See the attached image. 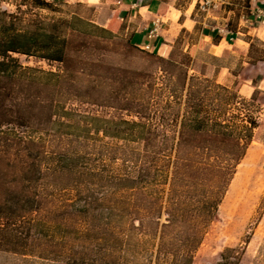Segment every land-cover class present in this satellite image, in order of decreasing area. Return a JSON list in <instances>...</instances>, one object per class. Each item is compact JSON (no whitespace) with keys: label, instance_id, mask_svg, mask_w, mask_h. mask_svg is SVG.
Segmentation results:
<instances>
[{"label":"trees","instance_id":"1","mask_svg":"<svg viewBox=\"0 0 264 264\" xmlns=\"http://www.w3.org/2000/svg\"><path fill=\"white\" fill-rule=\"evenodd\" d=\"M33 6L52 9L48 0H22L14 12L0 8V252L29 256L41 249L38 256L44 259L64 257L41 246L91 231L90 226L71 229L70 220L88 221L109 193L137 191L139 206L148 205L146 189L164 183L166 204L157 209L149 200L148 221L139 222L147 230L148 223L157 221L152 229L159 243L151 264H168L163 249L173 253L169 264H189L198 230L174 252L163 248V234L179 218L188 225L182 206L187 202L191 216L204 221L216 216L259 125L257 115L242 109L249 100L227 85L189 75L179 62L161 55L166 65L159 68L160 86L155 72L106 65L102 58L80 57L85 65L73 68L72 21L46 17ZM95 43L81 45L105 47ZM16 54L58 61L63 68L57 72L24 65ZM106 107L136 118L98 112ZM51 185L56 189L49 190ZM103 207L101 217H93L101 219L98 239L103 243L95 245L104 253L91 263L119 264L106 254L123 249L112 224L113 215L123 213L111 204ZM163 211L168 218L161 222ZM221 255L217 264H239L235 247H226Z\"/></svg>","mask_w":264,"mask_h":264},{"label":"rangeland","instance_id":"2","mask_svg":"<svg viewBox=\"0 0 264 264\" xmlns=\"http://www.w3.org/2000/svg\"><path fill=\"white\" fill-rule=\"evenodd\" d=\"M234 1L238 4V0ZM21 2L22 0H0V8L14 12ZM49 2L52 9H39L35 6L33 8L39 10L46 17L66 18L72 21L73 27L76 28V30L69 29V36L73 40V46L69 50L71 58H73V61L70 62L71 67L78 69L81 65H85L80 57L84 61L102 58L106 65L155 72L158 76L157 84L162 85L163 80L159 68L164 67L166 63L160 60V55L131 44L122 23H113L111 26L105 27L110 31L105 34L95 27L104 26L91 21L98 15L95 8L73 1L56 0ZM233 7L235 9V6ZM96 41L101 42L105 47L102 49L91 47L96 44ZM85 43L91 46L83 48L82 45ZM254 46L259 48V45L255 44ZM77 48H80L81 51H77ZM184 48L183 42L178 41L170 55L165 58L179 62L184 70H188L189 75L207 77L211 81H216L213 75L209 74L210 69L208 66L202 62L195 63L192 55ZM16 56L24 65L35 66L43 70L58 72L63 68V64L58 61L23 54H16ZM238 82L229 86L232 92H238ZM254 97L255 100L247 98L250 104L242 109L245 112H252L257 115L259 125L254 130L253 139L246 152L247 155L238 165L236 173L222 195L216 216L207 221L201 220L197 216H191L189 213L191 203L187 202L188 204H182V206L186 212V217L183 220H187L188 225L183 224L182 218H179L177 225L170 228V232L167 231L163 234L166 241L163 248L167 251H173L172 248H178L181 240L189 238L188 236L191 235L193 229L194 231L198 230L196 242L194 241V244H192L191 254L193 255H191L192 258L189 264H217L221 259L222 251L226 247H235L239 251V264H264V90L257 89ZM98 112L108 117L136 118L125 110L113 107L100 108ZM119 142L122 143V141ZM50 179L52 180V177ZM48 188L49 190L56 189L53 185L48 186ZM182 188L187 189L186 187ZM86 191L83 189L84 193ZM167 191L168 185L164 183L151 184L143 196L144 200H147L144 204L148 205L141 206H139L140 202L138 201L140 200V194L137 191L126 190L114 194L109 193L102 201V207L91 212V218L88 221L83 217H79L70 220L68 223L73 230H85L86 227L90 226L91 231H85L81 236H76V233H73L63 244L57 245L52 242L50 246H41V248H48V250L55 248V250L63 252L64 257L44 259L38 256L43 255L40 253L41 249L35 251L34 255L29 256L0 252V264H92V258L96 257L98 259L104 253L99 251L98 248L99 243H103L102 240L99 241L100 239H98L101 237L99 230L102 224L101 219L94 218L93 214L101 217L102 209L104 210L103 206L107 209L108 204L113 205L117 211L123 213L116 212L112 219V224L117 226L115 237L119 240V244H123V249L109 252L110 254H106V258L116 260L119 264H151L159 243V236L155 229H152L157 226V221L154 226L148 223L147 230L142 229L139 222L148 221L149 214L145 206L151 205L148 203L149 200H153L151 202L154 203V208L157 209H159L161 203L166 204ZM166 218H168L167 213L163 211L161 222L165 221ZM135 224L139 226L138 229L134 227ZM93 226H96V229ZM96 240H98L97 243ZM69 256L77 258V261H69L67 259ZM82 256L86 258V262H83ZM161 257L169 264L173 260V253L164 254L163 249Z\"/></svg>","mask_w":264,"mask_h":264},{"label":"crops","instance_id":"3","mask_svg":"<svg viewBox=\"0 0 264 264\" xmlns=\"http://www.w3.org/2000/svg\"><path fill=\"white\" fill-rule=\"evenodd\" d=\"M70 1L95 8L98 15L91 21L99 25L122 23L133 45L144 48L148 44L150 52L163 57L182 41L194 62L205 63L216 82L230 86L239 80L237 91L242 97L251 98L257 89L264 90V21L250 14L255 7L264 11V0H238L235 9L210 16L197 9L198 0ZM242 13L250 14L254 21H246ZM157 19L158 31L151 35ZM226 22L233 39L216 28Z\"/></svg>","mask_w":264,"mask_h":264},{"label":"built area","instance_id":"4","mask_svg":"<svg viewBox=\"0 0 264 264\" xmlns=\"http://www.w3.org/2000/svg\"><path fill=\"white\" fill-rule=\"evenodd\" d=\"M48 1H56V0H48ZM68 1V0H63ZM235 1L234 0H198L197 1V9L201 12H203L205 15L210 16L218 12L226 11V10H232L234 9ZM250 14L255 18V20L262 22L264 21V11L260 7H255L250 10ZM250 14L242 13L241 17L245 19L246 21H254L252 20V16L250 18ZM155 26L150 31L151 35H154L158 31L159 27V20L154 21ZM218 29V32H220L223 35H232L230 36V39H233V31L229 26V23H222L218 26H216ZM144 49H147V51L150 50V46L147 44L144 46Z\"/></svg>","mask_w":264,"mask_h":264}]
</instances>
